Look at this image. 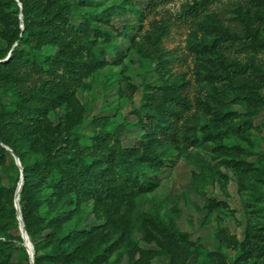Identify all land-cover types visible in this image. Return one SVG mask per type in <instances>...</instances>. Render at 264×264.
Masks as SVG:
<instances>
[{"label":"trees","instance_id":"obj_1","mask_svg":"<svg viewBox=\"0 0 264 264\" xmlns=\"http://www.w3.org/2000/svg\"><path fill=\"white\" fill-rule=\"evenodd\" d=\"M163 1L0 0V264H30L15 208L21 174L18 204L34 264H203L205 246L176 225L187 192L169 199V220L161 206L147 210L141 200L159 189L186 141L199 148L215 142L209 148L240 188L264 203V167H253L241 145L222 144L235 137L252 146V131L264 133V119L257 123L264 111V0L234 6L239 29L207 13L219 0H200L180 14L192 24V48L210 65L203 136L182 132L193 102L190 82L173 74L163 47L170 24L143 25ZM121 16L133 22L117 27ZM131 49L154 64L155 78L144 83L132 120L110 129L107 117L94 116L83 142L78 129L87 110L79 93ZM222 235L236 255L230 262L217 247L208 255L218 264H264V220L247 226L241 241Z\"/></svg>","mask_w":264,"mask_h":264},{"label":"rangeland","instance_id":"obj_2","mask_svg":"<svg viewBox=\"0 0 264 264\" xmlns=\"http://www.w3.org/2000/svg\"><path fill=\"white\" fill-rule=\"evenodd\" d=\"M200 0H164L154 12L148 13L143 25L149 28V23L167 21L170 24L169 36L164 40L163 47L171 56V69L174 75H185L190 82V98L193 109L187 120L182 124V132L192 131L198 136H203L209 130L206 126L210 118L207 107L209 97L207 75L210 65L205 61V55L199 54L192 48V24L180 18L182 11ZM240 0H219L208 9L207 13L217 17L223 27L239 29L232 12ZM133 19L128 16L115 18V25L120 27L130 24ZM211 29V28H210ZM211 37V33H207ZM200 33L198 37H201ZM117 44L121 49L128 48L126 40L120 39ZM242 58V57H240ZM154 64L135 51L128 50L126 57L118 65H110L101 72L96 73L90 80V87L85 92H80L79 97L87 110L84 123L78 129V134L83 142L93 133L91 120L94 116H104L111 121L110 129H114L126 118L133 119L130 112L138 107L144 83H149L155 78ZM238 112L240 106H235ZM264 119V111L257 123ZM134 134H126L127 143ZM264 133L252 131L249 139L252 146L245 140L231 137L222 144L231 147L241 145L248 149V161L253 167H264ZM215 142H209L202 148L190 146L184 142L187 149L184 154L178 155L177 165L166 174L158 190L141 197L145 209L161 208V216L171 219L173 213L169 206V199L176 194L186 191L184 200L179 201V211L176 213V225L181 232L188 233L193 240L198 239L205 246L206 254L199 259L203 264H218L216 259L208 253L220 247L227 259L232 262L236 251L226 246L223 239L234 238L241 241L244 229L263 221V212L259 208L264 203H258L249 198L248 190L240 188L238 179L232 169L224 165L222 158L209 147H215ZM214 205L207 213L206 205ZM3 240L2 237H0ZM227 240V241H228ZM156 264H166L160 259Z\"/></svg>","mask_w":264,"mask_h":264},{"label":"water","instance_id":"obj_3","mask_svg":"<svg viewBox=\"0 0 264 264\" xmlns=\"http://www.w3.org/2000/svg\"><path fill=\"white\" fill-rule=\"evenodd\" d=\"M15 1L18 2V0H15ZM19 7L21 8V5L20 4H19ZM14 160H15L16 165L19 166V167H21L18 158L14 157ZM22 183H23V177H22V174H21L20 183H19L18 188H17V196H16V202H15V208L17 210V216H18L17 219H18V222H19V231H20L21 238L23 240V246L26 249L27 254L29 255L30 264H34L33 247H32V244H31V242H30V240H29V238H28V236L26 234V231L24 229V225H23V222H22V217H21V214H20V208H19V204H18L19 191L21 189Z\"/></svg>","mask_w":264,"mask_h":264}]
</instances>
